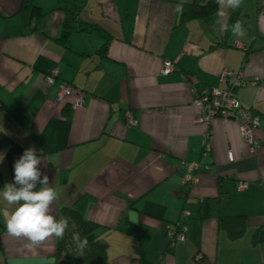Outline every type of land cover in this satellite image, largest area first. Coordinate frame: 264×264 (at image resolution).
<instances>
[{
  "label": "crops",
  "instance_id": "0c3cea01",
  "mask_svg": "<svg viewBox=\"0 0 264 264\" xmlns=\"http://www.w3.org/2000/svg\"><path fill=\"white\" fill-rule=\"evenodd\" d=\"M205 1L85 0L62 37L57 0H35L43 16L29 23L23 0H0V188L35 148L41 178L58 193L50 214L58 218L83 200L82 217L96 225L109 264H264V241L253 242L264 228V131H253L259 148L251 151L240 121L199 125L192 93L222 88L223 71L258 78V87L235 95L264 126V4L242 0L236 10L218 7L211 17L180 22L185 4ZM236 22L243 38L231 32ZM80 23L101 28L108 42L79 32ZM165 62L174 65L167 76ZM62 85L72 92L57 102ZM183 162L197 164L193 185L183 183ZM239 183L246 188L238 191ZM12 212L0 200L4 229ZM234 216L244 223L230 239L220 219ZM170 227L185 233L183 242L169 244ZM56 242L52 236L30 248L5 229L0 264H55Z\"/></svg>",
  "mask_w": 264,
  "mask_h": 264
},
{
  "label": "clouds",
  "instance_id": "9594fccd",
  "mask_svg": "<svg viewBox=\"0 0 264 264\" xmlns=\"http://www.w3.org/2000/svg\"><path fill=\"white\" fill-rule=\"evenodd\" d=\"M221 9L228 7L236 10L242 0H217ZM223 17L225 13H218ZM219 22V21H218ZM223 30L227 25L221 24ZM232 34L243 38L245 32L239 22L231 26ZM3 155L0 156V161ZM41 164L40 156L35 148L26 149L22 156L14 163L12 183L0 188V200L13 208V212L5 222L6 234L16 238H26L27 247L39 246L49 237L62 238L68 228V219H57L50 214V206L58 198L55 188L48 186V177H42L38 167ZM88 246V240H80L78 248L83 251Z\"/></svg>",
  "mask_w": 264,
  "mask_h": 264
},
{
  "label": "trees",
  "instance_id": "16d2710c",
  "mask_svg": "<svg viewBox=\"0 0 264 264\" xmlns=\"http://www.w3.org/2000/svg\"><path fill=\"white\" fill-rule=\"evenodd\" d=\"M34 1L35 0H23L22 2L21 12L26 17L27 22L31 20H39L43 16L40 8L34 5ZM82 1L85 0H57L59 8L63 10L65 15L62 37L68 35L71 29H73L69 23L71 20L75 19L74 15L78 12L76 9ZM262 4H264V0H262ZM184 6L180 22H186L190 19L196 18L205 19L211 17L217 12L219 7L217 0L193 2L192 4H185ZM78 31L86 32L88 34H97L104 38L106 42L109 40V35L104 33L101 28L94 24L80 23L78 25ZM106 45L107 43L101 47L99 53H105ZM193 89L195 90V88ZM13 176L14 170L12 172V180ZM82 205L83 200H78L72 207L64 208L57 218H67L68 228L62 238H57L55 264H109L106 260L105 245L98 242L94 237L93 232L96 229V225L84 220L82 217ZM243 223L244 216H234L220 219V225L227 230L230 239H236L241 235ZM4 231V226L0 220V250L2 248L1 236ZM85 238L88 240V246L83 253H81L78 248V243L80 240ZM262 241H264V228L258 229L253 236L254 243Z\"/></svg>",
  "mask_w": 264,
  "mask_h": 264
},
{
  "label": "built area",
  "instance_id": "2783aa9c",
  "mask_svg": "<svg viewBox=\"0 0 264 264\" xmlns=\"http://www.w3.org/2000/svg\"><path fill=\"white\" fill-rule=\"evenodd\" d=\"M174 70V65L171 62H165L160 70V73L164 76L171 74ZM57 77V71L51 72L50 76L47 77V83L52 85L55 78ZM219 84L222 88L217 87H206L201 91L196 89L192 90L194 95L193 105L200 110V115L197 118V123L199 125L209 126L211 122L217 118L221 117L223 119H236L241 122L239 133L242 139L247 142L249 149L255 151L259 148V142L253 135L255 129H260L264 131V126L260 124V119L257 116L252 115L247 109L243 108L236 98L235 91L239 88L252 86H259V79L255 78L251 81L245 80L241 73L234 74L230 71H223L219 76ZM72 92V87L69 85H62L57 93V102H60L65 96L70 95ZM80 105V94L78 93V98L74 102V107ZM127 125L129 127H136L137 123L131 113L126 114ZM203 142L204 151H209L210 147L207 142L208 135ZM230 160L232 156L229 155ZM187 170V174L183 179L185 185H193L197 182L196 176L193 174L197 169L196 163H182ZM247 185L239 183L237 185V190L242 191ZM187 215V213H183ZM167 238L169 244L172 245L175 242H183L185 239V233L175 228H168Z\"/></svg>",
  "mask_w": 264,
  "mask_h": 264
}]
</instances>
